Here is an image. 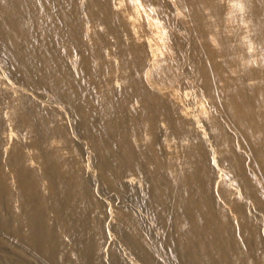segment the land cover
I'll return each mask as SVG.
<instances>
[{
	"label": "bare ground",
	"instance_id": "1",
	"mask_svg": "<svg viewBox=\"0 0 264 264\" xmlns=\"http://www.w3.org/2000/svg\"><path fill=\"white\" fill-rule=\"evenodd\" d=\"M141 3L0 0V264H264V0Z\"/></svg>",
	"mask_w": 264,
	"mask_h": 264
},
{
	"label": "rangeland",
	"instance_id": "2",
	"mask_svg": "<svg viewBox=\"0 0 264 264\" xmlns=\"http://www.w3.org/2000/svg\"><path fill=\"white\" fill-rule=\"evenodd\" d=\"M115 8H116V10H119L120 8L118 7V6H116L115 5ZM161 46H162V44H160ZM143 50H146V48H145V46H144V48H143ZM151 61L153 60L152 58L150 59ZM154 62V61H153ZM174 100V99H173ZM211 158H212V161H213V163H214V160H215V155L214 154H211ZM215 164V163H214ZM216 165V164H215ZM217 168H216V171L217 172H223V170L222 169H220L219 168V166L217 165L216 166ZM140 170H141V172L143 171V169L142 168H140ZM248 173V175H249V178H257L256 176H254V175H252L251 174V172L249 171V172H247ZM258 179V178H257ZM231 185H233V182L231 181ZM264 200H262V201H260V203H258V205H262V206H264V202H263ZM252 203H254V201H252V199H249L248 200V204L249 205H252V206H254V204H252ZM258 223H259V225L261 226V228H264V213H260V215H259V220H258ZM143 225H147L146 223H144Z\"/></svg>",
	"mask_w": 264,
	"mask_h": 264
},
{
	"label": "snow or ice",
	"instance_id": "3",
	"mask_svg": "<svg viewBox=\"0 0 264 264\" xmlns=\"http://www.w3.org/2000/svg\"><path fill=\"white\" fill-rule=\"evenodd\" d=\"M175 2V0H173V3ZM129 3L132 4H136V5H140V7H143V4L141 3V0H129ZM151 11H155L154 8L150 9ZM251 50V49H250ZM185 95H187V93H185ZM206 115V114H205ZM187 142V141H185Z\"/></svg>",
	"mask_w": 264,
	"mask_h": 264
}]
</instances>
